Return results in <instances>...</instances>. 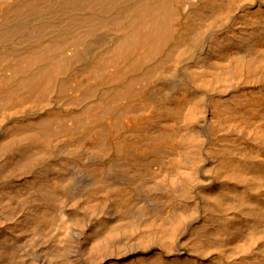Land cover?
<instances>
[{
  "label": "bare ground",
  "instance_id": "bare-ground-1",
  "mask_svg": "<svg viewBox=\"0 0 264 264\" xmlns=\"http://www.w3.org/2000/svg\"><path fill=\"white\" fill-rule=\"evenodd\" d=\"M0 264H264V0H0Z\"/></svg>",
  "mask_w": 264,
  "mask_h": 264
}]
</instances>
